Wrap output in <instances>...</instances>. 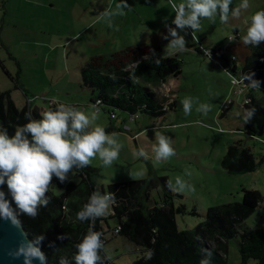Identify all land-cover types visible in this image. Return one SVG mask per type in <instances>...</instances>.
Returning <instances> with one entry per match:
<instances>
[{"label":"rangeland","instance_id":"1","mask_svg":"<svg viewBox=\"0 0 264 264\" xmlns=\"http://www.w3.org/2000/svg\"><path fill=\"white\" fill-rule=\"evenodd\" d=\"M36 1L16 0L10 12L11 22L8 23L6 17L2 25L4 27L0 28V93L11 91L19 109L27 106V98L34 97V106L39 112L47 111L50 106L48 101L53 98L58 100L64 93L67 95H62L63 101H84L79 105H83L90 114L94 110L90 107L93 105L91 95L82 86L80 70L92 60L112 53L141 45H159L165 56H177L182 62V74L169 79L164 89V94L177 101L176 108L169 113L157 118L139 114L136 121L125 114H118L121 119H112L108 113H99L94 123L105 129H120L116 132L120 135L114 139L122 148L119 158L111 166H105L99 156L91 161L89 167L99 173L93 179L95 192L98 191L103 197L102 191L109 192L112 185L147 178H168L171 192L183 195V198L173 199L176 208L184 206L186 209L185 214L176 216L180 231L193 230L203 223L210 208L242 202L244 189L257 190L264 196V162L256 172L244 175L229 174L222 166L227 149L233 143L240 142L243 147L250 149L258 163L264 157V134L250 138L244 131L245 100H250L249 95L255 90L242 95L235 93L233 77L223 69L216 52L209 56L204 50L200 54L192 46L197 40V48H200V44L212 46L215 51L221 48L230 60L235 54L230 53L229 47L235 46L239 35H246L251 16L264 10V0H249L250 7L246 11L242 10L239 18L230 15L228 23H221L219 15L214 22L202 19L201 28L194 36L191 29H187V50L173 51L171 54L165 51V47L173 38H162L167 35L163 21L171 24L175 18L169 0H127L131 8L123 9V15L117 14V5L121 0H42L46 4L43 8L34 6ZM4 2L0 0V19ZM174 2L179 4L182 0ZM241 2L232 0L230 9L236 8ZM106 10L110 15L98 19ZM89 25L92 26L85 29ZM233 29L242 32L235 40H232L235 36ZM180 34L184 35L183 32ZM6 38L8 44L5 43ZM140 52V55L149 53H145V48ZM237 56L240 71L244 59L240 53ZM5 68L10 70L13 81ZM14 81L23 85L29 97L24 91L15 89L18 85ZM256 94L260 95V91L257 90ZM189 97L191 113L185 115L182 101ZM228 100L232 104L225 110ZM205 104L210 105L209 111L203 108ZM197 108L201 111L197 112ZM156 131L172 140L176 154L167 160L156 161L153 151L158 143ZM141 148L147 153L146 159L135 155ZM72 177L73 182L80 181L74 170ZM178 179L185 185L182 191L177 190L180 188ZM49 189L57 196L63 194L53 182ZM162 192V189L152 192L145 210L152 207L154 201H160ZM167 195L171 197V193ZM110 213L112 207L109 214L103 217L108 219L110 228L114 229L118 221L109 219ZM103 226L107 231L105 222ZM240 228H264V201L240 224ZM108 240L102 250L114 264H133L145 256L140 248L122 236L108 237ZM240 242L239 237L229 240L228 264L241 263ZM251 261L257 264V261Z\"/></svg>","mask_w":264,"mask_h":264},{"label":"trees","instance_id":"2","mask_svg":"<svg viewBox=\"0 0 264 264\" xmlns=\"http://www.w3.org/2000/svg\"><path fill=\"white\" fill-rule=\"evenodd\" d=\"M246 47L249 54L240 71L237 55H233L229 60L223 49L218 48L215 51L212 46L207 49L212 50V53L216 52L223 69L236 75L246 76L254 73L252 79L260 82L259 88L249 95L250 102L245 104L246 110L256 109L255 115L246 121L244 129L246 135L253 138L264 134V43L258 47ZM142 50L139 47L112 53L107 57L94 59L81 68L82 86L90 91L93 105L100 101L96 106L99 113H108L112 119H117L118 114H125L133 118L132 121H136L139 114L157 118L176 108V100H171L164 93L162 96L155 89L169 79L179 77L182 74V62L177 56H165L161 46L153 47L146 55H140ZM138 59L141 61L134 67L133 63ZM130 65L129 69L124 70ZM6 73L10 76L7 71ZM257 90L260 95L256 94ZM26 96L29 97L27 94ZM34 101L35 98H28L27 106L19 109L11 91L0 93V127L7 128L9 135H14L18 126L28 122L25 119L27 112L30 111L34 119H41L39 110L32 109ZM60 103L83 107L79 103ZM166 105L168 110H165ZM50 108L55 110L56 104L53 103ZM113 114L115 117H112ZM105 130L107 133L120 131L115 127ZM263 162L264 157L258 163L251 150L238 142L228 147L222 166L229 174L244 175L256 172ZM73 170L80 179L78 183L73 182L72 171L67 174L63 183L53 177V184L57 185L63 194L57 196L49 189L46 193L49 203L38 208L35 218L19 215L22 227L32 243L44 253L48 264H60L62 259L66 260L67 264H76L75 256L79 252L77 245L88 234L89 228L92 232H101L100 240L106 239V244L109 242L108 236L112 233V238L122 236L140 248L145 256L133 264H200L202 260H207L209 264H228L229 240L238 237L241 239L240 264H248L250 260L264 264V228H240V224L264 201V196L257 190L244 189L242 202L210 208L203 223L193 230L180 231L176 216L185 214L186 209L184 206L176 208L173 199L183 198V195L171 192L168 178H147L112 185L109 192L115 194V204L111 206L112 213L108 218L117 220L118 226L111 229L108 219L104 217L96 218L95 221L91 217L83 221L77 219V213L90 202L89 198L96 190L93 179L99 173L89 166L82 170L74 167ZM161 189L163 194L160 201H154V205L145 210L152 192ZM2 191L5 193V199L12 200L7 185ZM167 193H171V197ZM105 194L103 190L102 195ZM12 207L16 209L14 201ZM192 214L195 215L196 212L193 211ZM104 222L107 224V231L104 229ZM117 229L119 232L116 234ZM41 236L43 239L38 241ZM102 248L98 253L101 260L97 264H114L106 257ZM205 249L212 253L211 257L205 254Z\"/></svg>","mask_w":264,"mask_h":264},{"label":"clouds","instance_id":"3","mask_svg":"<svg viewBox=\"0 0 264 264\" xmlns=\"http://www.w3.org/2000/svg\"><path fill=\"white\" fill-rule=\"evenodd\" d=\"M169 3L175 11V18L171 24L163 21L167 35L162 37L163 39H168L169 36L173 38L165 47V51L169 54L173 51L187 50L186 37L189 35L187 29H191V34L194 36L195 32L201 28L202 19L214 22L215 17L219 15L221 23H228L230 15L232 18H239L242 10L246 11L250 7L249 0H242L239 6L233 9H230L232 0H182L179 4L169 0ZM126 8L130 9L131 6L127 0H121V3L117 5V14L123 15V9ZM107 15H110V12L106 10L98 16V19ZM181 32L184 35H181ZM242 41L246 45L257 47L264 43V10H259L251 16V24L246 35L242 37ZM204 50L208 49L202 51ZM130 66L124 70L129 69ZM252 76L254 73L241 77L239 81L233 77L232 82L243 84L244 80L248 79L251 81L248 86L258 89L260 82L252 79ZM162 85L155 90L164 93L160 91ZM165 85L167 86L166 83ZM52 103L56 104V109L50 108L41 112V119H34L31 112H27L25 119L28 122L18 126L14 135H9L7 128L0 127V189L7 185L12 197V200L5 199L4 191L0 190V219L10 222L13 227L21 226L19 215L35 218L38 215V208L48 205L49 198L46 193L53 177L63 183L74 167L82 170L97 156L105 166H111L113 161L119 158L122 145L114 138L120 134L116 132L109 134L103 126L94 123L99 117V109L95 105L90 106L94 110L89 114V111L84 108L60 103L56 98L52 99ZM182 104L185 115H189L192 108L191 98H185ZM203 108L209 111L210 105L205 104ZM200 111L201 109L197 108V112ZM255 112V108L247 109L244 114L245 121H249ZM155 136L158 142L153 148L156 161L167 160L176 154L171 139L166 138L159 131L155 132ZM135 155L147 158L143 148L139 149ZM177 183L180 185L177 190L182 191L185 187L184 183L179 179ZM191 190L194 191V188ZM89 200L90 202L83 206V210L77 213V219L80 221L89 217L95 221L96 218L108 215L111 206L115 204V194L106 192L101 197L96 191ZM13 201L16 209L12 207ZM101 235V232H92L89 228L88 234L77 245L79 252L75 256L76 264H97L101 260L98 254L103 247ZM42 239V236L38 237V241ZM23 240L27 241L26 238ZM204 252L211 257L212 253L209 250L205 249ZM21 255L24 257V264H32L34 259H38L41 264H46L47 258L44 253L38 247H34L31 242H22L17 251L9 252L13 260H19ZM148 255L150 257L151 252ZM60 264H67V262L62 259ZM200 264H209V262L202 260ZM249 264L253 262L250 260Z\"/></svg>","mask_w":264,"mask_h":264},{"label":"crops","instance_id":"4","mask_svg":"<svg viewBox=\"0 0 264 264\" xmlns=\"http://www.w3.org/2000/svg\"><path fill=\"white\" fill-rule=\"evenodd\" d=\"M15 4H16V0H5V2L3 3V9H4V11H3V14H2V16H1V19H0V28H2V27H4V26H2L3 24H4V22H5V18L6 17H8V23H10L11 22V19H12V13L10 14V12H11V9L15 6ZM34 6H36V7H40V8H43V7H45L46 6V4H44L43 3V1L42 0H37L36 2H35V4H33ZM50 5H52V7L54 6V4H50ZM174 16H175V13H174ZM92 25H89L87 28H85V29H88V28H90ZM234 31L236 30V29H233ZM235 33V32H234ZM239 33H241V35H242V32L240 31V30H237V33H235L234 35H239ZM232 36V35H231ZM230 36V37H231ZM236 42H234L235 43V46H231V47H229V49L228 50H231L232 52H230V53H234L235 55H236V53H237V55H238V53H240L241 55H243L242 57H243V59L245 60V58L247 57V55L249 54V50L247 49V45L245 44L244 45V43H243V41H242V36H240L239 35V37H238V39H236L235 40ZM8 42H9V40L6 38V41H5V43L6 44H8ZM197 40H195V43H193L192 44V46L193 47H195V49H196V51L198 52V53H200V54H202V52L200 51L201 49H206L207 48V46H203V45H200V48H197ZM155 46H157V45H153V46H149V45H141L140 46V48H142V49H144L145 48V53H147V52H150L151 51V49L153 48V47H155ZM159 46V45H158ZM2 47H5L3 44H2ZM203 47V48H202ZM209 47H211V46H209ZM139 48V47H138ZM199 49V50H198ZM246 52V54H245V56H244V53ZM225 54V53H224ZM9 55V54H8ZM146 55V54H145ZM10 57H12L13 55H9ZM83 68V67H82ZM5 70L8 72V73H10V70L9 69H7V68H5ZM16 79V78H15ZM14 79L12 78V81H13ZM15 82L17 83V81H14V84H15ZM17 85L18 86H15V89L16 90H22V91H24V94L26 95L27 93L25 92V90H23L24 89V87H23V85L21 84V83H17ZM66 90H69L68 88L66 89ZM27 91V90H26ZM90 92V91H89ZM62 95H67V94H61V96H60V98L58 99V101L59 102H66V101H63L62 100ZM91 95V94H90ZM91 97V96H90ZM34 98V97H33ZM14 101H15V99H13ZM27 102H28V98H27ZM81 102H83L84 103V101H78V100H75L74 102H69V103H81ZM15 103H16V101H15ZM35 103V101L32 103V104H34ZM66 103H68V102H66ZM17 104V103H16ZM28 104V103H27ZM32 109H38L37 107H35L34 105H33V107H32Z\"/></svg>","mask_w":264,"mask_h":264},{"label":"water","instance_id":"5","mask_svg":"<svg viewBox=\"0 0 264 264\" xmlns=\"http://www.w3.org/2000/svg\"><path fill=\"white\" fill-rule=\"evenodd\" d=\"M25 238L27 241L23 240ZM22 242L32 243L22 225L20 227H13L10 222L0 219V264H24V257L22 255L19 260H13L9 256V252L17 251ZM33 246L36 247L34 244ZM32 264H41V262L38 259H34ZM46 264H48L47 260Z\"/></svg>","mask_w":264,"mask_h":264},{"label":"built area","instance_id":"6","mask_svg":"<svg viewBox=\"0 0 264 264\" xmlns=\"http://www.w3.org/2000/svg\"><path fill=\"white\" fill-rule=\"evenodd\" d=\"M1 10H2V6H1V3H0V11H1ZM236 37H237V35H235L233 38H232V36H231V37H229V39L232 38V40H233V39L235 40ZM206 54H207V55L210 54L209 56H211V55H212V51H211V50H207ZM140 61H141V59H139L138 61H136L135 63H133V66H134V67H137V65L140 63ZM137 62H139V63L137 64ZM130 67H131V66H130ZM130 67H129V68H130ZM225 70L228 72L227 69H225ZM229 74H231L232 77H235L237 81H239V80L241 79V77H245V76L242 75V74L236 75V74H232V73H230V72H229ZM250 83H251L250 80L245 79L244 82H243V84H240V83L233 84V82H232V85H233L234 87H236V89L234 88V89H235V93H237L238 95H242V94L247 93L249 90H256V88H253V87L248 86ZM165 88H166V85L164 84V85H162L160 91L164 92V89H165ZM167 96H168V95H167ZM169 97H170V96H169ZM171 100H172V99H171ZM249 102H250L249 99H246V100H245V103H246V104H248ZM49 103H50L51 106L53 105L52 101H50ZM99 104H100V101L97 102V103L95 104V106H97V105H99ZM231 104H232V101H231V100H228V102H227L226 105L224 106V109H228V108H229V105H231ZM165 110H168V106H167V105L165 106ZM112 117H115V115L113 114ZM131 120H133V118H131ZM118 232H119V229H117L116 234H117ZM111 235L113 236L112 233H111ZM101 243H102V244H106V239H101Z\"/></svg>","mask_w":264,"mask_h":264}]
</instances>
